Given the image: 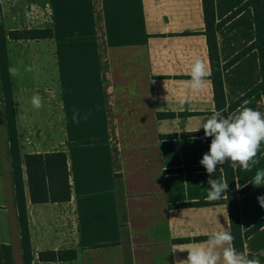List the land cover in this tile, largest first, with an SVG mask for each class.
Instances as JSON below:
<instances>
[{
  "label": "crops",
  "instance_id": "crops-1",
  "mask_svg": "<svg viewBox=\"0 0 264 264\" xmlns=\"http://www.w3.org/2000/svg\"><path fill=\"white\" fill-rule=\"evenodd\" d=\"M25 1L0 0V244L12 247L13 264H175L188 255L175 249L201 244L212 231L231 232L227 204L205 199L210 177L199 161L211 138L197 129L215 111L234 114L245 101L264 113L262 92L230 109L262 80L258 50L224 68L255 41L252 8L216 33L225 96L219 108L202 0H43L46 25L25 30L51 29L52 37L11 39L32 22ZM246 1L215 0L217 22ZM196 58L210 75L204 91L190 93L182 82ZM12 66L22 78L10 75ZM34 94L44 100L39 110L30 104ZM52 152L67 155L71 199L32 203L24 157ZM258 159L252 171L234 169L237 190L264 169V145ZM211 178L225 179L221 166ZM259 196L264 186L239 196L244 233L264 219ZM65 249L76 258L39 260L40 252ZM244 251L264 264V225L244 239Z\"/></svg>",
  "mask_w": 264,
  "mask_h": 264
},
{
  "label": "clouds",
  "instance_id": "clouds-1",
  "mask_svg": "<svg viewBox=\"0 0 264 264\" xmlns=\"http://www.w3.org/2000/svg\"><path fill=\"white\" fill-rule=\"evenodd\" d=\"M31 72L33 68L24 69ZM13 77L22 78L20 67L12 66L8 69ZM189 79L182 82L183 88L188 92H202L207 87V78L210 75L205 62L196 58L189 68ZM53 99L56 93H51ZM249 101H245L242 108L234 114L224 115L221 111H215L208 117L200 128L204 136L211 138L209 150L202 156L199 163L206 169L209 175L210 186L205 199L208 202L221 201L227 195L228 181L226 179H213V173L217 167L231 163L233 169L239 166L244 171H252L259 163L258 154L264 145V113L248 107ZM31 106L39 110L44 106L43 97L34 94L31 97ZM79 113L73 115V121L79 123ZM85 120L87 115L83 117ZM251 183L255 187L264 186V169H258ZM261 207H264V196L257 197ZM235 237L230 231L216 230L208 235V239L201 244H191L179 247L176 250L187 251V258L177 260L175 264H261L260 259L250 258L248 254L238 251L234 247ZM264 255V253H262Z\"/></svg>",
  "mask_w": 264,
  "mask_h": 264
},
{
  "label": "trees",
  "instance_id": "trees-1",
  "mask_svg": "<svg viewBox=\"0 0 264 264\" xmlns=\"http://www.w3.org/2000/svg\"><path fill=\"white\" fill-rule=\"evenodd\" d=\"M204 18L206 24V34L209 47V55L212 66V79L215 90V99L217 106L224 105V89L221 76V65L218 56L217 47V30L228 22L231 18L236 16L241 10L245 8H252L254 14L255 24V41L240 54L235 56L229 63L224 65V68L235 63L239 58L245 55L252 49H257L260 57L261 66V82L248 94L234 103L230 109L239 106L244 100L249 98L255 92H262L264 95V0H247L242 6L235 10L231 15L217 22L215 16V0H202ZM52 37L51 29H32L27 31H13L10 32V38L19 39H45ZM224 107V106H223ZM224 115H227L225 112ZM24 163L27 172V182L29 187V194L32 203H48V202H67L71 199V186L69 181V169L67 155L64 152H52L46 154H27L24 157ZM224 171L225 179L228 181L227 195L224 200L227 204L230 215L231 233L235 237L234 247L241 252H244V239L256 232L264 225V219L258 222L255 226L247 232H242L241 218L239 209V196L246 193L253 184L250 183L242 190H237L234 169L230 162L221 165ZM75 250H52L39 253V260L41 262H57V261H71L76 258ZM0 264H13L12 247L7 244H0Z\"/></svg>",
  "mask_w": 264,
  "mask_h": 264
},
{
  "label": "rangeland",
  "instance_id": "rangeland-1",
  "mask_svg": "<svg viewBox=\"0 0 264 264\" xmlns=\"http://www.w3.org/2000/svg\"><path fill=\"white\" fill-rule=\"evenodd\" d=\"M43 0H26L25 3L23 2V15L26 18H30L32 22L23 23L22 27L25 30L27 27L32 28H39L42 26H45L47 21V16L44 13V10H42L43 6ZM26 14V15H25ZM27 31V30H25ZM44 45V44H43ZM41 45V46H43ZM41 49V47H38L37 52ZM41 54H38V81H37V88L39 92L43 93L45 88L47 87V75L45 72L46 64L45 60L42 59V56L44 57V48L41 50ZM25 81V80H24ZM31 104V103H30Z\"/></svg>",
  "mask_w": 264,
  "mask_h": 264
}]
</instances>
